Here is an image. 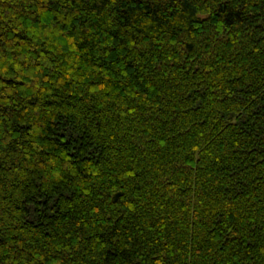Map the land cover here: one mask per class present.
<instances>
[{
  "label": "trees",
  "instance_id": "obj_1",
  "mask_svg": "<svg viewBox=\"0 0 264 264\" xmlns=\"http://www.w3.org/2000/svg\"><path fill=\"white\" fill-rule=\"evenodd\" d=\"M0 264H264V0H0Z\"/></svg>",
  "mask_w": 264,
  "mask_h": 264
}]
</instances>
